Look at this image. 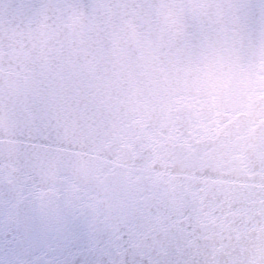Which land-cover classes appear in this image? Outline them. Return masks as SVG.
Instances as JSON below:
<instances>
[{"label":"water","instance_id":"obj_1","mask_svg":"<svg viewBox=\"0 0 264 264\" xmlns=\"http://www.w3.org/2000/svg\"><path fill=\"white\" fill-rule=\"evenodd\" d=\"M0 264H264V0H0Z\"/></svg>","mask_w":264,"mask_h":264}]
</instances>
